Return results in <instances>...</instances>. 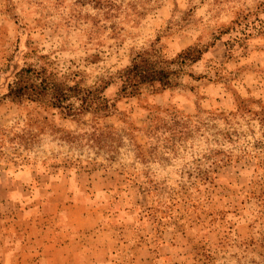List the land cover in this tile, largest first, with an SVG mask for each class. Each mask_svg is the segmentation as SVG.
<instances>
[{"label": "rangeland", "instance_id": "1", "mask_svg": "<svg viewBox=\"0 0 264 264\" xmlns=\"http://www.w3.org/2000/svg\"><path fill=\"white\" fill-rule=\"evenodd\" d=\"M263 2L0 0V96L29 50L91 87L156 37L166 56L213 42L176 87L118 98L120 116L0 100V264H264V130L234 103L264 108V34L230 58L239 33L217 36L264 22Z\"/></svg>", "mask_w": 264, "mask_h": 264}, {"label": "trees", "instance_id": "2", "mask_svg": "<svg viewBox=\"0 0 264 264\" xmlns=\"http://www.w3.org/2000/svg\"><path fill=\"white\" fill-rule=\"evenodd\" d=\"M263 10L264 2L260 3V12ZM252 15L254 13L235 17L229 27L218 33L217 36L229 32L239 33L230 39L232 43L225 45L226 58H230L235 53L234 45L244 43L247 37L264 34V22L260 20V23L254 25L248 19V16ZM212 47V41L205 44L194 43L173 56H166L160 47L159 38L156 37L147 43L145 48L131 50L127 65L91 87L82 86L76 80L78 77L76 73L58 74L45 55L29 50L24 54V57L29 59L28 63L13 72L12 80L7 84L6 92L0 96V100L11 104L28 102L45 109H53L63 119L75 124L80 123L82 117L87 115L90 116V121L113 115L120 116L114 105L118 98L137 97L142 89L154 92L176 87V79L183 67L199 62ZM112 80L117 82L118 89L116 99L108 100L102 93ZM252 101L249 98L235 96V113L239 116L249 114L256 117L264 130V108L251 110ZM120 119L124 124L123 133L126 136L136 129L131 123L123 118ZM252 195L260 201V206L264 209V189L258 194L252 192Z\"/></svg>", "mask_w": 264, "mask_h": 264}]
</instances>
